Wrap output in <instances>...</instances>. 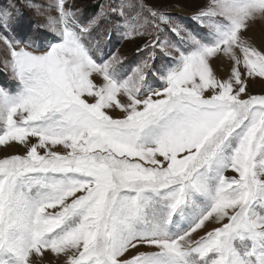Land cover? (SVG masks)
Returning a JSON list of instances; mask_svg holds the SVG:
<instances>
[{"label":"snow or ice","instance_id":"1","mask_svg":"<svg viewBox=\"0 0 264 264\" xmlns=\"http://www.w3.org/2000/svg\"><path fill=\"white\" fill-rule=\"evenodd\" d=\"M22 3L0 5V264H264V0Z\"/></svg>","mask_w":264,"mask_h":264},{"label":"rangeland","instance_id":"2","mask_svg":"<svg viewBox=\"0 0 264 264\" xmlns=\"http://www.w3.org/2000/svg\"><path fill=\"white\" fill-rule=\"evenodd\" d=\"M50 2H53V0H37V3H41V4H48ZM70 2L75 3L77 7H84L90 4L92 0H70ZM147 2L151 4L159 2L162 4L169 5L167 11L172 12L179 16L186 17L192 14L194 8H196L197 6H203L207 4L209 0H147ZM7 3L8 0H0V5ZM15 3L17 4V7L23 8L22 0H15ZM23 10L26 17L33 21V27H35L36 24L43 25L47 23L48 15H52V16L56 15L54 11L50 13H45V15H34L33 12L28 9H23ZM255 23L258 25L257 26L258 28L256 27V32H254V34L252 35L247 33V35L252 37L257 43H259L261 40H264V19L257 18V20H255ZM252 24L254 23L252 22ZM140 42L141 41H136L135 43H131V42L117 43L114 38L112 44L105 51L115 52L118 50L120 55L131 58L132 56L136 55V44ZM0 55H2V53H0ZM136 58L140 59L139 56H136ZM213 65L214 67H216L218 75L220 76L225 75V72L227 70L226 60L223 62V64L221 63V61L214 60ZM252 91L253 94H264V80L257 78L256 81L253 83ZM12 151H13L12 149H9V154ZM2 154L3 153H0V155Z\"/></svg>","mask_w":264,"mask_h":264},{"label":"bare ground","instance_id":"3","mask_svg":"<svg viewBox=\"0 0 264 264\" xmlns=\"http://www.w3.org/2000/svg\"><path fill=\"white\" fill-rule=\"evenodd\" d=\"M253 23L256 24L255 21H254ZM254 24L251 25V28H250V30L248 31V33H249L250 35H252V34H254V32H256V27H257L258 25H257V24L254 25ZM257 28H258V27H257Z\"/></svg>","mask_w":264,"mask_h":264}]
</instances>
